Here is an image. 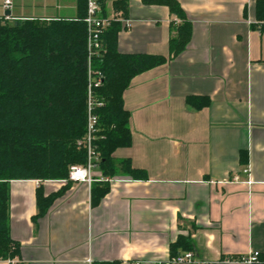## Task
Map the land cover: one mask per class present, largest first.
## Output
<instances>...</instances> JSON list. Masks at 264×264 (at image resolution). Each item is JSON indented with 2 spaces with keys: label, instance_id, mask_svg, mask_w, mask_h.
<instances>
[{
  "label": "crops",
  "instance_id": "1",
  "mask_svg": "<svg viewBox=\"0 0 264 264\" xmlns=\"http://www.w3.org/2000/svg\"><path fill=\"white\" fill-rule=\"evenodd\" d=\"M103 0L102 15L122 14L116 48L123 54L162 55L123 91L130 145L113 152L144 179L107 177L109 191L91 205V184L64 179L9 182V225L20 245L19 264H163L179 235L189 236L197 260L245 264L264 257V0H177L191 23L186 47L169 55L170 22L163 5L123 0L125 13ZM9 15H6V12ZM74 17V0H12L0 16ZM188 96L209 104L193 108ZM241 155H244L242 160ZM248 168V174L242 170ZM234 174L250 185L223 181ZM95 177L101 178L98 168ZM66 179V178H65ZM68 187L46 214L44 195ZM0 264H9L0 260Z\"/></svg>",
  "mask_w": 264,
  "mask_h": 264
},
{
  "label": "trees",
  "instance_id": "2",
  "mask_svg": "<svg viewBox=\"0 0 264 264\" xmlns=\"http://www.w3.org/2000/svg\"><path fill=\"white\" fill-rule=\"evenodd\" d=\"M145 5H163L175 16L170 22L169 55L186 47L191 23L177 0H141ZM74 17L35 18L0 16V260L19 264V243L12 239L9 225V182L17 179H65L68 168L84 164L85 150L77 146L87 123V51L85 44V0H74ZM124 1L115 9L125 11ZM264 1L257 2V10ZM120 23L112 20L103 33L105 53L92 59L101 84L92 88L93 113L97 127L93 147L99 155L100 176L144 179L129 159L115 160L113 152L130 145L129 112L122 94L135 75L166 62L162 55L123 54L116 48ZM193 108L209 104L206 97L188 96ZM244 155H241V157ZM244 160V157H242ZM96 175H94L95 177ZM98 178V177H95ZM68 187L44 195L36 190L37 213L46 214L52 202ZM109 191L107 182L91 184V205ZM192 251L189 236L179 235L170 245V256ZM251 264H264L259 253Z\"/></svg>",
  "mask_w": 264,
  "mask_h": 264
},
{
  "label": "built area",
  "instance_id": "3",
  "mask_svg": "<svg viewBox=\"0 0 264 264\" xmlns=\"http://www.w3.org/2000/svg\"><path fill=\"white\" fill-rule=\"evenodd\" d=\"M102 1L103 0H85L86 12L83 18L85 24L86 36L85 44L87 51V123L85 134L77 141V146L86 152V161L84 164H74L68 168V176L64 181L82 182L90 185L93 181H108L111 179L107 177L95 178L94 170L99 168V155L96 153L93 147L94 134L97 127V117L93 113L92 102V88L101 84L103 75L99 71H94L91 66L92 59L99 58L105 53V46L103 43V33L110 26L112 20L118 18L124 22L125 26L128 25L129 20L122 17V14H116L114 16L102 15ZM12 0H3V5L6 9L10 8ZM243 173L248 174V168L242 170ZM245 183L250 185L252 180L249 178L246 180L240 179L238 174H234L232 177L223 180ZM259 252H253L252 254L241 257L239 261L245 264H251L257 260ZM14 264V261H13ZM85 264H92L91 259H87ZM135 264H140L136 262ZM163 264H208L205 260H197L192 251H184L174 256H169L166 262Z\"/></svg>",
  "mask_w": 264,
  "mask_h": 264
},
{
  "label": "water",
  "instance_id": "4",
  "mask_svg": "<svg viewBox=\"0 0 264 264\" xmlns=\"http://www.w3.org/2000/svg\"><path fill=\"white\" fill-rule=\"evenodd\" d=\"M6 15H9V12L8 11L6 12Z\"/></svg>",
  "mask_w": 264,
  "mask_h": 264
}]
</instances>
